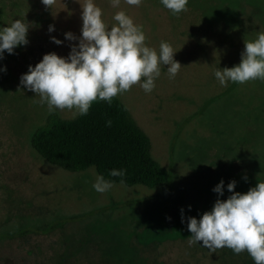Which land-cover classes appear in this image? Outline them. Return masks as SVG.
Returning <instances> with one entry per match:
<instances>
[{
  "label": "rangeland",
  "instance_id": "1",
  "mask_svg": "<svg viewBox=\"0 0 264 264\" xmlns=\"http://www.w3.org/2000/svg\"><path fill=\"white\" fill-rule=\"evenodd\" d=\"M82 3L52 0L46 22L27 35L29 43L3 59L0 264H254L246 251L189 244L187 218L199 219L218 198L227 199L232 180L240 193L264 181V80L229 90L236 83L221 86L214 76L218 68L239 64L244 39L264 29V0H188L178 15L150 0L139 6L122 0L119 8L95 0L107 26L115 23V12H126L142 27L147 46L159 51L160 42H168L182 66L170 79L161 65L150 93L136 84L116 96L150 137L152 155L172 173V186L116 184L104 193L92 187L95 170L66 172L34 152L31 135L49 113L64 119L79 113L49 111L20 85L43 55H69L78 39L69 41L65 33L80 37ZM221 180L224 195L218 196L213 188Z\"/></svg>",
  "mask_w": 264,
  "mask_h": 264
},
{
  "label": "clouds",
  "instance_id": "2",
  "mask_svg": "<svg viewBox=\"0 0 264 264\" xmlns=\"http://www.w3.org/2000/svg\"><path fill=\"white\" fill-rule=\"evenodd\" d=\"M122 0H109L113 8H119ZM142 0H123V3L139 6ZM49 6L50 0H42ZM172 15L186 10L188 0H160ZM81 34L77 38L71 32L65 39L75 41L67 57L56 53L43 55L35 66L29 65L27 73L20 77V85L40 97L49 111L76 110L87 115L94 101L112 103L118 94L128 91L133 85L150 93L155 80L161 75L160 66H167L170 79H174L181 64L174 59L172 46L161 41L159 51L146 45V36L141 26L124 11L114 13L115 21L110 27L103 20V10L95 0H83L81 4ZM49 32L55 30L49 26ZM29 24L24 19H15L6 27H0V60L4 53L14 54L16 48L26 46ZM53 43L63 42L51 37ZM0 71H6L0 69ZM214 76L221 86L227 82L243 84L249 80H264V29L253 39H244L240 63L231 68H218ZM143 78V79H142ZM111 126V121H107ZM110 177H119L124 183L126 170L111 169ZM247 180V177H244ZM114 181L97 175L92 184L98 193L110 190ZM235 180L227 184L231 193L227 199H217L210 211L187 218L190 232L188 243H200L210 251L229 248L233 254L246 251L254 264H264V181H257L246 193L234 191ZM225 184L221 180L213 192L224 195ZM191 210V206H189ZM181 222H184L181 209Z\"/></svg>",
  "mask_w": 264,
  "mask_h": 264
},
{
  "label": "trees",
  "instance_id": "3",
  "mask_svg": "<svg viewBox=\"0 0 264 264\" xmlns=\"http://www.w3.org/2000/svg\"><path fill=\"white\" fill-rule=\"evenodd\" d=\"M51 1L46 6L42 0H0V27L15 19H24L29 24V34L46 22ZM150 1L163 6L160 0ZM7 55L10 57L5 52V59ZM3 59L0 69H4ZM109 120L111 126H107ZM30 145L51 166L70 173L95 170L114 181V185L121 184L120 178L110 177L108 173L121 168L126 170L122 185L127 188L169 190L173 183L172 173L153 157L150 137L118 97L111 104L94 101L87 115L78 114L72 119H64L57 112L49 113L45 123L33 131Z\"/></svg>",
  "mask_w": 264,
  "mask_h": 264
}]
</instances>
